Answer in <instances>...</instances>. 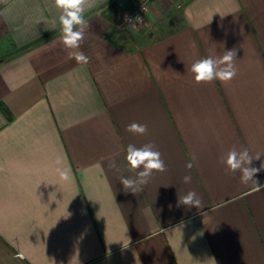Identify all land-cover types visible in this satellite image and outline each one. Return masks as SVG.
Here are the masks:
<instances>
[{
  "label": "crops",
  "instance_id": "0c3cea01",
  "mask_svg": "<svg viewBox=\"0 0 264 264\" xmlns=\"http://www.w3.org/2000/svg\"><path fill=\"white\" fill-rule=\"evenodd\" d=\"M138 3L86 11L84 64L53 0H0V264H264V189L223 163L264 162V0H156L120 28ZM233 49L231 81L195 82L194 62ZM130 144L166 165L137 194ZM190 191L200 208L178 203Z\"/></svg>",
  "mask_w": 264,
  "mask_h": 264
},
{
  "label": "clouds",
  "instance_id": "9594fccd",
  "mask_svg": "<svg viewBox=\"0 0 264 264\" xmlns=\"http://www.w3.org/2000/svg\"><path fill=\"white\" fill-rule=\"evenodd\" d=\"M55 7L59 10L60 15L58 22L61 26L60 41L69 52V58H74L78 63L87 64L89 58L85 56L82 51H79L84 39L85 31L88 29L89 23L85 19V13L89 9L95 7L96 0H53ZM136 22L143 23L142 18L137 17ZM236 56L235 50L225 51V54L218 59L211 56L197 60L191 65L190 71L194 75V80L197 84L210 83L214 80L220 82L231 81L237 73L233 63ZM127 131L143 135L147 132V126L138 123H131L127 126ZM260 154L254 158L249 154L247 149L237 151L230 150L227 153L226 159L223 163L227 169L232 172L240 173L239 180L243 184H248L250 181L253 184L252 192H258L264 189V184H261L254 177L261 171H264V162L260 167H252L253 160H259ZM129 170H138L135 178L121 177L120 183L126 192L137 194L142 191V186L146 185L154 171H166V165L161 158L159 151L153 150V145L146 144L143 147L137 148L134 145H128L127 154L125 157ZM57 167L55 169L58 178L62 182H69L71 180V168L62 166V162L58 159L56 161ZM110 167L116 168L117 165L113 160ZM186 167L191 168L192 164L189 163ZM191 177L185 176L184 182H190ZM179 204L189 207L200 208L201 201L194 191L188 192L185 196L180 197ZM17 259L24 260L25 255L22 251L17 252Z\"/></svg>",
  "mask_w": 264,
  "mask_h": 264
},
{
  "label": "built area",
  "instance_id": "2783aa9c",
  "mask_svg": "<svg viewBox=\"0 0 264 264\" xmlns=\"http://www.w3.org/2000/svg\"><path fill=\"white\" fill-rule=\"evenodd\" d=\"M153 1L156 0H141L136 5L133 11H131L130 13L123 14L120 17L118 26L124 29L126 27L133 25L134 23H138L135 21L137 17H140L142 18V20H144L145 14L149 10V6Z\"/></svg>",
  "mask_w": 264,
  "mask_h": 264
},
{
  "label": "rangeland",
  "instance_id": "374dc122",
  "mask_svg": "<svg viewBox=\"0 0 264 264\" xmlns=\"http://www.w3.org/2000/svg\"><path fill=\"white\" fill-rule=\"evenodd\" d=\"M141 0H139V2H140ZM144 21V20H143ZM135 24H137V23H134L133 25H135ZM132 26V25H131Z\"/></svg>",
  "mask_w": 264,
  "mask_h": 264
}]
</instances>
